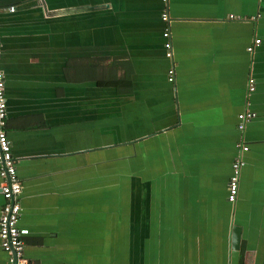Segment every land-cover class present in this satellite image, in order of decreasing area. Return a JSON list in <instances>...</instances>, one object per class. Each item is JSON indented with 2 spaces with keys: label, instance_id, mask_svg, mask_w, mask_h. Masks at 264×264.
<instances>
[{
  "label": "crops",
  "instance_id": "0c3cea01",
  "mask_svg": "<svg viewBox=\"0 0 264 264\" xmlns=\"http://www.w3.org/2000/svg\"><path fill=\"white\" fill-rule=\"evenodd\" d=\"M0 7L28 264H264V0H168L172 59L160 0Z\"/></svg>",
  "mask_w": 264,
  "mask_h": 264
},
{
  "label": "built area",
  "instance_id": "2783aa9c",
  "mask_svg": "<svg viewBox=\"0 0 264 264\" xmlns=\"http://www.w3.org/2000/svg\"><path fill=\"white\" fill-rule=\"evenodd\" d=\"M163 4V9L160 13V20L165 23V27L161 32L163 38L162 47L164 49V56L167 59H172V45L170 40V33L168 29V12L166 9L168 0H160ZM6 11L13 12L14 5L4 7ZM4 8L0 7V10ZM260 40L254 38L250 45L246 47V51L252 52L253 47L259 44ZM1 52V44H0ZM166 80L168 82L174 81L173 66H170L166 71ZM254 88L253 79L250 77L247 81V94ZM253 116L249 111H244L237 115L236 128L243 130L245 123ZM7 117L6 97L4 94V79L3 72L0 68V194L2 203L0 205V248L8 254L6 264H28L23 255V237L27 235L28 230L17 225L19 215L18 197L20 194V184L15 173L14 158L10 150V141L6 135L5 121ZM239 148V154L233 159L230 165V175L227 181V195L226 199L233 202L237 193V178L239 169L242 165L241 152L247 149L246 145L241 142L236 143Z\"/></svg>",
  "mask_w": 264,
  "mask_h": 264
},
{
  "label": "water",
  "instance_id": "95a60500",
  "mask_svg": "<svg viewBox=\"0 0 264 264\" xmlns=\"http://www.w3.org/2000/svg\"><path fill=\"white\" fill-rule=\"evenodd\" d=\"M254 90V89H253ZM253 90L250 92V93H252L253 92ZM249 93V94H250ZM248 94V95H249ZM249 112H251L252 114H253V116L251 117V118H253L254 117V115H255V112L254 111H250V110H248ZM251 118H250V120H251ZM249 120V121H250ZM242 164H243V162H242ZM233 244H235L236 245V243L233 241ZM231 256H232V260H231V264H236V262H235V259H236V251L235 250H232L231 251Z\"/></svg>",
  "mask_w": 264,
  "mask_h": 264
},
{
  "label": "rangeland",
  "instance_id": "374dc122",
  "mask_svg": "<svg viewBox=\"0 0 264 264\" xmlns=\"http://www.w3.org/2000/svg\"><path fill=\"white\" fill-rule=\"evenodd\" d=\"M119 166V165H118Z\"/></svg>",
  "mask_w": 264,
  "mask_h": 264
}]
</instances>
